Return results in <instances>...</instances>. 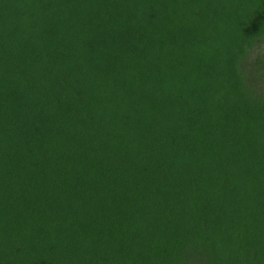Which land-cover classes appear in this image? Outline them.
Returning a JSON list of instances; mask_svg holds the SVG:
<instances>
[{
  "label": "trees",
  "instance_id": "obj_1",
  "mask_svg": "<svg viewBox=\"0 0 264 264\" xmlns=\"http://www.w3.org/2000/svg\"><path fill=\"white\" fill-rule=\"evenodd\" d=\"M263 44L264 0H0V264H264Z\"/></svg>",
  "mask_w": 264,
  "mask_h": 264
},
{
  "label": "rangeland",
  "instance_id": "obj_2",
  "mask_svg": "<svg viewBox=\"0 0 264 264\" xmlns=\"http://www.w3.org/2000/svg\"><path fill=\"white\" fill-rule=\"evenodd\" d=\"M264 45V44H263ZM262 45V46H263ZM256 50H258V49H256ZM259 51H261V53H264V46L259 50ZM255 56V55H254Z\"/></svg>",
  "mask_w": 264,
  "mask_h": 264
}]
</instances>
